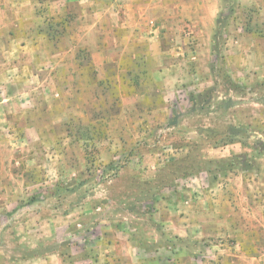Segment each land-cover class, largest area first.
<instances>
[{"label":"rangeland","instance_id":"obj_1","mask_svg":"<svg viewBox=\"0 0 264 264\" xmlns=\"http://www.w3.org/2000/svg\"><path fill=\"white\" fill-rule=\"evenodd\" d=\"M1 18L26 48L0 73V264H264V0Z\"/></svg>","mask_w":264,"mask_h":264},{"label":"crops","instance_id":"obj_2","mask_svg":"<svg viewBox=\"0 0 264 264\" xmlns=\"http://www.w3.org/2000/svg\"><path fill=\"white\" fill-rule=\"evenodd\" d=\"M17 21V23H20L21 25L20 30H22V32L23 30H28V28H30L31 26L30 22L27 23V21L22 18L18 19ZM25 22L29 25H26ZM32 25L34 26L35 24ZM11 28L12 27H9V24L5 22L3 18L0 19V73L4 70H7L8 64L13 65V68H15L16 71H20L19 69H17V65L15 66L14 63L20 58L24 48H26L23 44L25 42V34L17 36L15 34H10V32H16ZM35 34L36 33H34L33 35ZM32 41L33 40H31L30 42L32 43Z\"/></svg>","mask_w":264,"mask_h":264},{"label":"trees","instance_id":"obj_3","mask_svg":"<svg viewBox=\"0 0 264 264\" xmlns=\"http://www.w3.org/2000/svg\"><path fill=\"white\" fill-rule=\"evenodd\" d=\"M239 136L235 135L234 137H230L227 141H223V142H220V143H214L213 146H214V149H218V148H221V147H226V146H229V145H233L235 144L237 141H236V138H238ZM261 155H264V147H260V151H259ZM233 159V160H232ZM231 160L227 161V165L230 167V168H235L236 166V160H241V163H239V166L242 167V169L246 170V171H252L253 169V166L250 165V163L245 159L244 156H235L233 157ZM238 166V165H237ZM226 173V172H225Z\"/></svg>","mask_w":264,"mask_h":264}]
</instances>
